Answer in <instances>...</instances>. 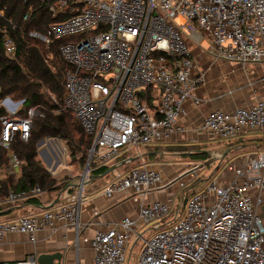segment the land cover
Wrapping results in <instances>:
<instances>
[{
  "label": "built area",
  "instance_id": "built-area-1",
  "mask_svg": "<svg viewBox=\"0 0 264 264\" xmlns=\"http://www.w3.org/2000/svg\"><path fill=\"white\" fill-rule=\"evenodd\" d=\"M37 1L49 3L55 20L50 35L35 31L30 35L47 44L61 41L60 57L72 66L64 74L63 108L71 110L92 137L80 185L87 175L121 158L138 161L105 187L107 195L128 189L145 195L162 183L161 171L145 161L144 151L183 130L178 120L186 113L187 100L200 102L196 89L206 75L198 70L190 48L193 42L208 40L217 59L264 63V0ZM30 15L28 11L25 18ZM0 32L6 55L16 58L18 47L11 33L5 26ZM149 88L153 108L145 99ZM25 100L0 97V158L2 150H8L4 168L15 174L21 173L23 162L12 144L17 138L27 141L34 119L43 114L36 106L25 108ZM200 129L223 141L264 132V98L251 106L211 110ZM46 139L55 153L67 155V147L60 146L62 139ZM226 167L233 171L230 179H213L188 196L182 191V202L174 207L172 199L145 202L136 216H124L84 238L94 250L92 264H125L128 243L142 237L140 225H152L155 231L143 238L137 264H264V222L259 213L264 202V150ZM199 168L193 166L178 179L182 190L198 176ZM79 175L70 172L69 185ZM44 192L39 185L10 190L6 198L0 196V205ZM61 224L79 226L74 199L0 220V245L9 233L34 242L39 230ZM0 264L39 263L31 254Z\"/></svg>",
  "mask_w": 264,
  "mask_h": 264
},
{
  "label": "crops",
  "instance_id": "crops-1",
  "mask_svg": "<svg viewBox=\"0 0 264 264\" xmlns=\"http://www.w3.org/2000/svg\"><path fill=\"white\" fill-rule=\"evenodd\" d=\"M190 48L196 58L198 70L206 75V80L200 83L196 89V95L200 102L195 103L192 99L187 100L185 103L186 113L178 120V125L183 130L172 134L165 141L149 144L144 151L145 161L153 168L161 171L162 183L149 189L145 195L135 194L132 189L117 191L111 195L105 194V187L115 177L138 164V161L134 160L128 163V166L124 165L118 172L114 170L102 178L83 183L80 186L69 185L70 181H68L57 192H44L43 195L35 196L40 200L39 203H32L28 199H24L12 204L9 206V210L1 212L0 220L39 212L52 204L74 199L79 210V226L61 224L55 229H41L38 231L37 239L34 242L29 241L26 235L9 233L0 245V261L21 259L31 254L39 255L44 252L61 251L64 253L62 264H92L94 250L91 243L85 241L84 238L90 239L98 230L105 229L107 226L121 220L124 216H136L139 208L145 202L157 199H172L173 207L176 206L175 199L177 195H180L181 199V192L183 191L178 184V179L185 176L193 166L197 165L200 167L199 163L201 161H195L190 158L192 151L211 150L225 145H235L239 140H243V142L264 140L263 131H253L235 139L215 144L212 141L214 139L200 129L203 119L211 110H232L239 106H251L257 100L264 98V63L243 65L240 62L215 58L208 47L203 49L199 45L192 43ZM216 141L220 142L223 140ZM40 143L39 152L49 165L46 166L44 164L46 168L50 172L53 170L55 173L53 175L56 177L62 171H67L65 168L56 170L59 163H61L60 157H63L53 151L52 145L47 139H43ZM259 147L257 150L252 149L242 154H228L229 160L223 165L224 167L221 166L216 170L218 167L217 163L210 175H213L216 171L218 173L220 170L221 173L218 177L213 179H217L219 182L230 179L233 176V171L228 170L226 164H241L247 154L264 150V147ZM164 156L171 158L167 161L162 160L161 158ZM65 157L67 156L65 155ZM74 164L76 166L79 165L78 163ZM82 170L83 167L79 174ZM201 173L202 171L199 168L198 176L189 185L195 181L200 182ZM15 175L19 176L20 173ZM204 186H201V189ZM194 191L198 190L193 187L189 189L188 193H193ZM259 213L264 222V202L259 207ZM138 231L142 234V237H133L127 247L129 260L133 257L136 262L143 244V238L149 237L154 233L155 229H152V225H140L138 226Z\"/></svg>",
  "mask_w": 264,
  "mask_h": 264
},
{
  "label": "trees",
  "instance_id": "trees-1",
  "mask_svg": "<svg viewBox=\"0 0 264 264\" xmlns=\"http://www.w3.org/2000/svg\"><path fill=\"white\" fill-rule=\"evenodd\" d=\"M0 10H4L5 13L4 16L0 15V26H5L9 30L18 47L17 57H8L4 50L0 32V97L12 95L16 98H25V108L36 106L43 113L34 119L29 139L25 141L17 138L12 144L11 150L23 162L19 176L4 168L8 150H2L0 196L6 198L10 190H29L36 185H39L45 192H57L71 178L68 176L64 182H57L56 176L46 168L39 158L40 141L47 137L62 139L69 147L72 155L78 158H75L73 163H78L82 167L92 144V137L86 133L73 112L63 108L64 74L72 66L60 57L59 46L61 41L53 39L51 43L47 44L30 35L32 31L50 35V25L55 19L49 9V3L37 0H0ZM28 11H31V15L26 19L25 14ZM148 90L149 93L145 99L153 108V90L152 88ZM242 142L243 140H239L236 143ZM258 148L260 147H239L231 152L242 154ZM190 158L210 164L208 161L211 156L207 152H196L192 153ZM108 167L99 168L94 173H102ZM219 168L220 165L216 170ZM197 182L195 181L183 189V193H186L187 196L192 194L188 191ZM28 201L39 203L40 200L37 197H31ZM9 206V204L0 205V215L2 211L9 210Z\"/></svg>",
  "mask_w": 264,
  "mask_h": 264
},
{
  "label": "rangeland",
  "instance_id": "rangeland-1",
  "mask_svg": "<svg viewBox=\"0 0 264 264\" xmlns=\"http://www.w3.org/2000/svg\"><path fill=\"white\" fill-rule=\"evenodd\" d=\"M177 21L179 22V23H183L184 22V20L182 19V18H178L177 19ZM191 41V40H190ZM195 45H199L201 48H203V49H207V47L209 46V42H208V40H203L201 43H195V42H193ZM48 138V137H47ZM215 144H219V143H222V142H224V141H220V142H217L216 140H212ZM60 146H65V147H67V157H65L64 158V156H65V154L64 155H62V157L64 158H61L60 157V159H61V163H59V165H58V167H57V169L56 170H62L63 168H65L67 171H62L56 178H57V182L58 183H62V182H64V180H66L67 179V177L69 176V172L68 171H72V174L74 175V174H76V175H79V172H80V170H81V168H82V165H78V166H76L74 163H73V160L75 159V158H77L76 156H73L72 155V153H71V151H70V149H69V147L67 146V144L62 140L61 142H60ZM254 150H257V149H254ZM56 151V150H55ZM49 152L51 153V151L49 150ZM229 154H238L237 152H231V153H229ZM39 155H40V158L43 160V162H44V164L46 165V166H49L48 164H47V162H46V160L44 159V157L42 156V154L39 152ZM53 157V156H52ZM59 157V156H58ZM54 159H55V157H53ZM169 158H171V157H168V156H164V157H162L161 159L162 160H168ZM78 159V158H77ZM211 159V158H210ZM229 160V155H227L226 157H225V159L223 160V162H219V161H217V162H214L213 164H210V165H206V162H203V161H201L199 164H200V169H201V171H202V173H201V177H200V179H199V181L200 182H198L197 184H195V188H196V190H201V186H204L206 183H208L209 181H211L213 178H217L218 177V175L221 173V171L219 170L218 171V173H217V171L213 174V175H210V173L212 172V170L214 169V167L216 166V164L218 163V166L220 165V167L221 166H223L225 163H227V161ZM73 163V164H72ZM205 163V164H204ZM204 164V165H203ZM122 167L123 166H121V167H119V168H117L116 170H115V172H118V171H120L121 169H122ZM224 167V166H223ZM223 169V168H222ZM57 172V171H56ZM82 172V171H81ZM63 187H64V185H62ZM63 187H61V189L63 188ZM175 201H176V205L177 204H180L181 202H182V200L180 199V195H177V198L175 199ZM125 264H137V262H136V259L135 258H133L132 257V259H130L129 260V255L127 254V258H126V262H125Z\"/></svg>",
  "mask_w": 264,
  "mask_h": 264
},
{
  "label": "water",
  "instance_id": "water-1",
  "mask_svg": "<svg viewBox=\"0 0 264 264\" xmlns=\"http://www.w3.org/2000/svg\"><path fill=\"white\" fill-rule=\"evenodd\" d=\"M141 94H144L143 91H140ZM42 143V142H41ZM40 143V144H41ZM249 146H261L264 147V140H248V141H244L243 143L240 144H235V145H225L222 146L220 148H216V149H211V150H199V151H192V153L195 152H207L210 154L211 159L208 161V163H214L217 161H222L225 159V157L234 149L239 148V147H249ZM135 160V157H128L126 159L120 160L112 165H110L106 171L102 172V173H93L90 175H87L86 180H84L83 183L86 182H92L96 179L102 178L105 175L113 172L114 170H116L117 168L124 166L128 163H131ZM83 180L82 176H78L77 178L74 179V182L72 183L73 185H77L80 186L79 181ZM64 257V253L61 251H55L52 253H40L39 255H37V261L39 264H62V260Z\"/></svg>",
  "mask_w": 264,
  "mask_h": 264
}]
</instances>
